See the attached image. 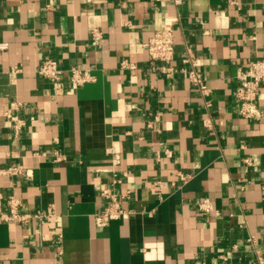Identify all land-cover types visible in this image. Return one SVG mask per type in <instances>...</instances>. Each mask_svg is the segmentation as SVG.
<instances>
[{"label":"crops","instance_id":"obj_1","mask_svg":"<svg viewBox=\"0 0 264 264\" xmlns=\"http://www.w3.org/2000/svg\"><path fill=\"white\" fill-rule=\"evenodd\" d=\"M169 26L173 64L191 47L207 97L143 47ZM0 41V169H24L0 189L57 213L1 221L0 264H264V84L260 119L234 97L239 69L264 56V0H0ZM47 57L96 79L65 73L56 89L38 72ZM7 110L25 121L17 134ZM104 189L126 212L101 227Z\"/></svg>","mask_w":264,"mask_h":264},{"label":"built area","instance_id":"obj_2","mask_svg":"<svg viewBox=\"0 0 264 264\" xmlns=\"http://www.w3.org/2000/svg\"><path fill=\"white\" fill-rule=\"evenodd\" d=\"M92 43L98 44L103 38V33L99 28L92 30ZM9 47L6 41H0V51ZM143 47L146 49L149 58L152 61H157L155 69L168 75L176 72H183L189 81L200 91L201 95L207 97L211 89L207 83L206 78L198 69L197 57L193 54L191 47H187L181 56L182 65L177 67L173 64L175 60V40L174 28L165 27L157 30L150 38L143 42ZM186 64L189 66L187 67ZM122 68H134L135 64L128 59L121 61ZM38 72L43 77L51 81L57 89L63 80L65 73L69 81L75 85H82L96 79V75L90 68L82 65H74L68 69H63L59 66L57 61L52 57H47L39 66ZM238 87L234 92L235 100L239 104V111L241 115L248 119H260L263 116V111L258 105V98L261 86L264 84V56L251 60L246 68H240L237 73ZM207 106L210 103L207 101ZM4 115L11 121L12 128L17 134L25 124L24 119L11 110L4 112ZM211 118L208 116L204 119V123L208 125ZM64 158L63 154L56 151V160ZM250 162L249 159H245ZM23 166L16 165L7 169H0V173H22ZM180 178L186 181L188 176L180 173ZM102 195L109 199L106 207L100 209L95 213V222L98 226H106L112 219L119 218L126 211L121 206L122 196L116 191L104 189ZM199 209L202 213H210L214 210L213 203L209 198L198 201ZM57 213L54 205H50L46 209H40L35 212H24L21 210V199L14 194L6 195L0 189V222L1 221H18L28 222L35 218L40 221L52 220L56 218ZM196 264H207L204 260H198Z\"/></svg>","mask_w":264,"mask_h":264}]
</instances>
